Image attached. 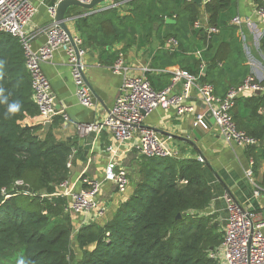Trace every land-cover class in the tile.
Segmentation results:
<instances>
[{
  "label": "trees",
  "instance_id": "1",
  "mask_svg": "<svg viewBox=\"0 0 264 264\" xmlns=\"http://www.w3.org/2000/svg\"><path fill=\"white\" fill-rule=\"evenodd\" d=\"M55 1L50 0L49 6ZM129 3L128 14L109 8L83 15V8L71 5L78 16L75 33L84 45L98 47L102 53L114 43H122L123 48L132 44L144 47L155 37L161 48L150 62L154 71L146 76L156 90L169 85L172 73L166 69L173 65L199 75L200 81L211 84L221 97L250 75L239 57L236 27L228 23L234 16L232 0H210L204 5L208 24L219 32L198 57L183 46L188 33L201 40L205 37L202 27L193 28L201 9L192 0ZM172 14L176 22L167 23ZM224 34L228 40L221 38ZM170 38L177 46L165 49L162 46ZM259 49L264 57V32ZM234 51L238 57L232 56ZM204 65L207 71L202 73ZM0 89L9 103L18 100L22 105L6 119L7 104L0 102V264L21 258L29 264H217L209 252L219 246L222 233L212 215L197 214L212 198L200 162L140 155V178L128 198L109 219L83 223L73 234L72 215L64 211L66 198L55 193L69 176L67 162L77 143L56 138L54 129L61 122L58 116L46 130L41 123H25L27 117L38 114V108L32 99L23 49L18 38L1 31ZM231 114L238 129L262 142L246 146V156L264 158V93L239 96ZM74 249L80 251L79 257Z\"/></svg>",
  "mask_w": 264,
  "mask_h": 264
},
{
  "label": "crops",
  "instance_id": "2",
  "mask_svg": "<svg viewBox=\"0 0 264 264\" xmlns=\"http://www.w3.org/2000/svg\"><path fill=\"white\" fill-rule=\"evenodd\" d=\"M49 1L32 0L37 11L27 26V33L31 38V46L34 49L44 42L43 30L52 23V18L48 12ZM57 1L54 2L55 5ZM129 1L117 0V5L114 9H117L118 14L129 13L128 10L131 8ZM232 1L233 5L230 6L233 9V15L239 16L242 20L250 21V24L244 23L240 29H235V36L239 38L241 46L239 57H241V62L248 66L249 74L262 82L264 81V57L259 49V39L264 32V19L254 13L255 8L260 6L262 2L261 0ZM108 4L109 0L100 3V5L95 7V11L103 10ZM204 5L202 4L200 7L197 5L201 9V14L193 22V28L202 27L205 34L204 40L191 36L189 33L183 39V46L188 49L186 52L192 53L196 57L201 55V51L211 39L207 40L204 29L206 25H209L207 22L208 16L203 11ZM70 6L66 8L65 12L66 24L72 34H76L74 21L78 16L73 14ZM86 14L88 12L84 11L83 15ZM168 19L173 20V22L167 23L176 22L174 14ZM197 22L200 24L196 25ZM221 38L229 39L227 34L222 35ZM176 46L173 47L167 40L162 47L171 50ZM83 47L85 49L82 55L84 77L93 95V102L90 107L82 106L76 97L75 86L64 49L58 48L54 50L51 58L41 64V68L49 80L54 108L56 111L64 113L67 117L64 119L62 116L57 115L61 122L54 129V134L59 140L71 138L78 146L76 150H73L69 158V176L65 180L68 186H72L76 190L85 186L80 181L82 175L103 181L104 170L109 160V152L105 149L107 145L114 144V139L107 130L94 131V136L91 137L90 133L87 134L88 129L84 128L87 125L101 122L120 94L122 74L111 70L113 62L120 56L128 73L143 75L147 78L146 72L154 71L150 64L151 59L157 50L161 48V45L153 37L148 45L140 48L136 44L123 48L122 43H114L113 46L106 48V52L102 53L95 46L83 44ZM232 56L238 57L237 52H232ZM220 65L218 63L219 67ZM203 67H206V72L207 66L204 65ZM173 69H178V66L168 67L166 71L171 72ZM189 101L194 106V112L178 116L173 107L168 109L157 108L144 117L143 123L152 127L157 137L170 150L176 152V155L171 157L182 161L196 159L201 163L205 181L211 188L212 198L209 205L197 212V214L212 215L217 231L222 232L223 236L227 215L225 209L227 196L248 209L257 210L264 207V186L262 184L264 180V158L258 157L255 160L252 157H247L245 154L246 146L243 147L227 142L214 123L206 124V127L194 125L195 114L202 111L203 105L196 94H193ZM25 123H41L44 125L38 115L27 117ZM136 144L137 137L134 136L124 141L119 147L121 154L118 161L127 171L128 183L125 190L119 192L111 182H102L98 199L100 205L105 207V213L100 217L90 214H71L74 228L79 227L83 223L91 221L99 223L109 219L118 204L127 199L132 193L135 183L140 178L138 168V157L140 155L135 149ZM257 146H260L259 142ZM198 157H201L203 161H199ZM251 158L254 161L252 166L253 175L263 190L258 197L254 196L253 186L245 174V171L249 168V159ZM112 189L115 192L111 193Z\"/></svg>",
  "mask_w": 264,
  "mask_h": 264
},
{
  "label": "built area",
  "instance_id": "3",
  "mask_svg": "<svg viewBox=\"0 0 264 264\" xmlns=\"http://www.w3.org/2000/svg\"><path fill=\"white\" fill-rule=\"evenodd\" d=\"M80 1L90 2V0ZM209 1L202 0V4ZM261 2L254 13L264 19V0ZM116 5L117 0H109V4L103 10L115 8ZM36 11L32 0H0V31L18 38L22 46L24 65L30 77L32 99L38 108L37 115L44 123L51 122L57 115L67 118L64 113L55 110L49 80L41 68V64L51 58L54 50L62 48L66 53L79 103L90 107L93 95L84 77L83 39L72 32L69 36L54 21L55 4L48 8L52 23L43 30L44 42L37 48H32L27 26ZM244 23L250 24V21L242 20L239 16H234L229 21V24L237 29H240ZM204 29L207 40L219 31L214 25H206ZM169 44L173 47L177 45L173 38L169 39ZM111 70L122 74L120 94L101 122L87 125V128L93 131L107 130L114 139V144L107 145L105 149L109 152V160L104 170L103 181L82 175L80 181L85 186L77 190L63 181L55 194L66 198L65 212L100 217L105 213V207L100 205L98 199L102 182H111L119 192L125 190L128 183L127 171L118 161L121 154L119 147L124 141L136 136L135 149L139 155L175 156L176 152L170 150L157 137L154 129L145 125L143 120L147 114L157 108L173 107L178 116L194 112V106L189 101L193 94L200 98L203 105L202 111L195 114L194 125L206 127L204 117L208 112L213 117L219 133L227 142L243 147L258 145L256 139L237 128L231 114L239 96L264 93V82L256 80L252 75H247L238 85L230 87L221 97L214 93L211 84L200 81L199 75L188 74L179 69L171 70L169 85L159 90L154 89L145 76L128 73L120 56L113 62ZM197 159L203 161L201 157ZM253 163V159H249V168L245 174L253 186L254 196L258 197L263 190L253 175ZM67 166H70V160ZM17 184L20 185L21 182ZM225 209L227 215L222 240L217 249L209 252V258L215 260L217 264H264V207L257 210L248 209L227 196ZM75 231L76 228L73 234Z\"/></svg>",
  "mask_w": 264,
  "mask_h": 264
},
{
  "label": "water",
  "instance_id": "4",
  "mask_svg": "<svg viewBox=\"0 0 264 264\" xmlns=\"http://www.w3.org/2000/svg\"><path fill=\"white\" fill-rule=\"evenodd\" d=\"M106 0H90L88 3H83L80 0H58L55 5V14H54V21L63 29L65 32L71 36V31L69 30L66 21L67 18L65 17L66 8L70 5H77L81 8H83L88 13L96 12L95 7L100 5V3L105 2ZM195 4H197L199 7L202 5V0H192ZM166 22H173V20L166 18ZM206 67H203L202 72H205ZM205 124H211L214 123V119L212 116L209 115L208 112L205 113L204 117ZM50 126V122H44V128L45 130L48 129ZM85 129H88L87 126L84 127ZM91 134L90 136H94V131L91 129H88L87 134ZM88 137V138H91ZM88 140V139H87ZM259 145H262V142H259ZM22 188L28 192L31 191V188L27 185H23ZM177 218L180 217V214L176 215Z\"/></svg>",
  "mask_w": 264,
  "mask_h": 264
},
{
  "label": "clouds",
  "instance_id": "5",
  "mask_svg": "<svg viewBox=\"0 0 264 264\" xmlns=\"http://www.w3.org/2000/svg\"><path fill=\"white\" fill-rule=\"evenodd\" d=\"M4 90L0 89V102L7 104V109L4 113V117L7 119L9 118L12 114H15L21 110V103L17 101H13L11 103L8 102V97L3 95ZM17 264H29L25 259L21 258L17 261Z\"/></svg>",
  "mask_w": 264,
  "mask_h": 264
},
{
  "label": "rangeland",
  "instance_id": "6",
  "mask_svg": "<svg viewBox=\"0 0 264 264\" xmlns=\"http://www.w3.org/2000/svg\"><path fill=\"white\" fill-rule=\"evenodd\" d=\"M103 3V2H102ZM129 176V175H128ZM113 192H115V190L114 189H112V191H111V193H113ZM221 228V227H220ZM221 231V230H220ZM222 233V232H221ZM75 250V255H76V257H79L80 256V251L78 250V249H74ZM11 264H17V261L16 260H13L12 261V263Z\"/></svg>",
  "mask_w": 264,
  "mask_h": 264
}]
</instances>
